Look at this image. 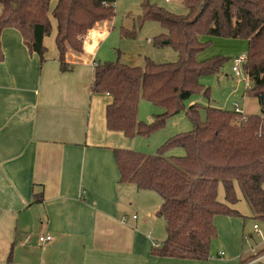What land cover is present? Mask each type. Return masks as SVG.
Instances as JSON below:
<instances>
[{
    "label": "trees",
    "instance_id": "obj_1",
    "mask_svg": "<svg viewBox=\"0 0 264 264\" xmlns=\"http://www.w3.org/2000/svg\"><path fill=\"white\" fill-rule=\"evenodd\" d=\"M52 1L0 0V58L2 32L11 26L21 30L42 58L52 17L61 69L72 70L68 52L82 53L89 31L115 16L116 0H56L51 11ZM184 5L187 13L176 14L145 2L143 13L132 18L133 27L120 30L123 38L136 39L147 22L159 23L164 31L153 36L151 43L158 49L172 47L177 60L156 62L144 56L142 65H130L121 60L118 50L117 60L94 64L92 91L112 97L106 107L109 130L130 138L149 135L162 127L167 117L178 113L193 94L208 93L201 78L221 72L230 59L224 55L199 59L211 37L247 41L242 67L252 82L247 92L258 99L260 114L209 106L206 118L201 119L198 106L193 104L186 112L192 130L170 137L156 154L114 149L120 181L153 190L162 198L157 215L165 220L167 238L153 246L152 253L205 261L210 257L212 240L218 237L216 216H243L232 207L238 201L236 184L254 218L264 219V0H185ZM141 98L162 105L165 111L157 114L154 122L139 121ZM175 147L182 148L183 155L166 156L165 152ZM220 184L223 201L219 199ZM41 199L36 195V200Z\"/></svg>",
    "mask_w": 264,
    "mask_h": 264
},
{
    "label": "crops",
    "instance_id": "obj_2",
    "mask_svg": "<svg viewBox=\"0 0 264 264\" xmlns=\"http://www.w3.org/2000/svg\"><path fill=\"white\" fill-rule=\"evenodd\" d=\"M108 26V20L97 23L83 52H68L67 62L73 66L68 71L61 69L57 28L53 39L47 42L44 37L49 52L42 58L18 27L2 32L0 264L199 263L152 253L160 243L153 237L154 228L148 229L158 220L162 201L141 207L136 190L144 189L120 181L114 149H133L135 137L108 129L106 107L112 97L92 91L94 64L103 61L99 47L109 34ZM158 31L164 30L159 26ZM235 41L242 42L240 51L246 53L247 41ZM127 50L124 62L137 65L130 60V47ZM238 187L232 207L251 214ZM222 191L219 188L223 201ZM36 195L42 199L36 200ZM216 221L229 224L240 241V221L223 215ZM255 224L252 230L260 241L251 246V253L264 247V226L255 229ZM45 234L51 239L42 243L39 237ZM226 244L237 258L239 244L232 238Z\"/></svg>",
    "mask_w": 264,
    "mask_h": 264
},
{
    "label": "rangeland",
    "instance_id": "obj_3",
    "mask_svg": "<svg viewBox=\"0 0 264 264\" xmlns=\"http://www.w3.org/2000/svg\"><path fill=\"white\" fill-rule=\"evenodd\" d=\"M185 0H116L115 2V16L113 19L108 20L109 34L103 40L100 45L99 57L103 58V61L117 60L119 58V51H121V60L124 62L126 58L127 50L130 47L133 53L130 60H136L143 64L144 56L147 55L156 62H168L175 61L178 58L177 52L172 47H165L155 49L148 38L160 33L155 32L160 26L157 22H147L144 28L138 32L136 39L123 38L121 36V28H132L133 17L140 16L143 13V5L145 2H149L154 6H161L176 14H186L187 9L184 5ZM54 2H51L50 9L52 11ZM1 8V7H0ZM1 10V9H0ZM50 19H53L50 17ZM52 22V31L50 35H47V42L53 39V31L56 30L55 23ZM96 25L91 29V31ZM161 27V26H160ZM87 36L90 34V32ZM235 40L234 38L224 37H211L210 45L201 53L198 57L201 60H208L218 55H224L230 59L226 62V65L221 72L215 74L205 75L201 78V83L204 85L205 91L193 94L189 99L184 101L183 108L176 114L167 117L162 127L154 130L149 135L138 134L135 136L136 146L133 147L136 151H141L147 154H156L161 146L172 136L190 131L193 128V124L189 116L187 115L188 108L196 104L198 106L201 119L206 118L207 107H220L233 111L236 103L239 104L241 111L246 114H260L261 106L256 97L251 96L247 89L252 85L249 77L242 71L240 76L236 75L232 69V58L241 53L240 47L242 42ZM49 48V47H48ZM244 52L245 49H243ZM49 51L47 50V53ZM126 61V60H125ZM127 62V61H126ZM125 62V63H126ZM128 64H133L129 63ZM137 64V65H138ZM165 111L162 105L153 104L141 98L138 106V119L146 123L155 121L157 114H161ZM166 156L171 155H183V149L179 147L171 148L165 152ZM222 190V185L220 187ZM239 188V187H238ZM137 198L141 207L148 208L152 204L156 206L161 204V196L153 190H136ZM223 192V191H222ZM221 192V195H222ZM243 204L245 205V198L241 189H239ZM222 199V196H220ZM141 215L140 212H136ZM243 216H235L236 221L241 222L239 235L240 241L237 240L235 232L231 231L230 225L227 223L215 222L218 229V237L212 240L211 254L208 260L199 261L198 264H241V259L251 255V246H255V243H259L260 237L257 232L252 230L253 223H257L260 227L264 226L263 218H254L252 214H242ZM226 218V216H223ZM158 219L154 224L149 227L154 228L153 237L160 244L167 238L166 223L163 217L157 216ZM247 236L248 238H244ZM243 237V239H242ZM232 238L239 244V256L236 258V253H233L227 248L226 240ZM224 252V255L220 253ZM239 257V258H238ZM242 257V258H241Z\"/></svg>",
    "mask_w": 264,
    "mask_h": 264
},
{
    "label": "built area",
    "instance_id": "obj_4",
    "mask_svg": "<svg viewBox=\"0 0 264 264\" xmlns=\"http://www.w3.org/2000/svg\"><path fill=\"white\" fill-rule=\"evenodd\" d=\"M168 1V0H167ZM246 61V53H241L239 55H236L232 58V69L235 72L236 75L240 76L243 71V63ZM234 109L236 111H241L238 104H235ZM255 229H258V225H254ZM247 239V237H245ZM51 239L50 235H41L39 237L40 242L44 243L46 241H49ZM157 244H154V246ZM221 255H224V252L220 253ZM250 258L244 259L241 264H264V253H260V250H253V252L250 255Z\"/></svg>",
    "mask_w": 264,
    "mask_h": 264
}]
</instances>
